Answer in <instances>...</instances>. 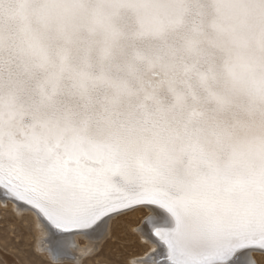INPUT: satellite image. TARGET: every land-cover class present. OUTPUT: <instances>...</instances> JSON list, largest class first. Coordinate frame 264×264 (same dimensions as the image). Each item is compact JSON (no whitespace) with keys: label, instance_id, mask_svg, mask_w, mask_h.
<instances>
[{"label":"snow or ice","instance_id":"1","mask_svg":"<svg viewBox=\"0 0 264 264\" xmlns=\"http://www.w3.org/2000/svg\"><path fill=\"white\" fill-rule=\"evenodd\" d=\"M0 194L58 262L264 254V0H0Z\"/></svg>","mask_w":264,"mask_h":264},{"label":"rangeland","instance_id":"2","mask_svg":"<svg viewBox=\"0 0 264 264\" xmlns=\"http://www.w3.org/2000/svg\"><path fill=\"white\" fill-rule=\"evenodd\" d=\"M6 205L1 206L0 204V264H124L129 254L137 250L135 245L138 233L134 234L133 230L140 222V218L132 214L117 225V234L126 238L119 245L116 244L114 238L102 239L92 244L90 249L94 251L91 253H79L81 258L79 257L78 262L72 257L58 262L44 252L43 249L47 246V236L37 235L33 219L27 213L17 215ZM140 243L145 242L141 240ZM77 244L83 247L87 245V241L79 237ZM125 244L128 246L125 247ZM121 248L124 249L123 252L120 251ZM253 255L251 262L264 264L263 256L258 258L256 252Z\"/></svg>","mask_w":264,"mask_h":264},{"label":"bare ground","instance_id":"3","mask_svg":"<svg viewBox=\"0 0 264 264\" xmlns=\"http://www.w3.org/2000/svg\"><path fill=\"white\" fill-rule=\"evenodd\" d=\"M0 197H2V194H0ZM0 204H1V206L2 205H6L5 203H4V201H3V199H0ZM10 206H9V205ZM7 208H11V210H14V212L15 213H17V215H19V216H21V214L22 213H27V215L28 216H30L32 219H33V221H34V224H35V227H36V233H37V235L38 236H47L46 235V232L42 229V227L40 226V222H39V220L37 219V217L35 216V214L34 213H32V212H28V211H25V212H20V211H18L17 210V206L14 204V203H12V202H9V203H7ZM26 215V216H27ZM83 238L84 240H86L87 241V245H85V246H83V247H80L78 244H77V240H78V238ZM47 238V237H46ZM41 239H43V238H41ZM47 240V239H46ZM43 241V240H42ZM99 241H102V239L101 240H99ZM94 242L95 241H92V240H89V239H87L86 237H83V236H77V237H75V243H74V246L73 245H71L70 244V246H69V250H70V252L73 254L71 257H72V259H77L76 261L78 262V259H79V253H81V254H83V253H85L83 250L84 249H90V247L92 246V244H94ZM43 243V242H42ZM98 243V242H97ZM43 245H44V243H43ZM150 247V249H149V251H151V250H153V248H154V246H152V245H149ZM45 247V246H44ZM256 253H258V255H257V257L258 258H260V256H263L264 257V254H261V253H259V252H256ZM83 256V255H82ZM49 257L51 258V256L49 255ZM70 257V258H71ZM81 258V257H80ZM252 258V260H253V258H254V255H253V253H251L248 257H245V260H246V264H254V262H251L250 261V259ZM52 259V258H51ZM50 259V260H51ZM75 260H73V262L75 261ZM75 261V262H76ZM61 262V261H60ZM78 264V263H77Z\"/></svg>","mask_w":264,"mask_h":264}]
</instances>
